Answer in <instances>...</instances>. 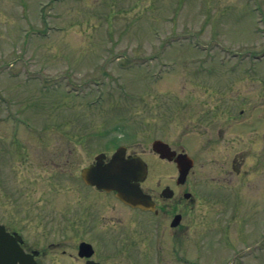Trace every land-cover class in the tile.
<instances>
[{
    "label": "rangeland",
    "instance_id": "rangeland-1",
    "mask_svg": "<svg viewBox=\"0 0 264 264\" xmlns=\"http://www.w3.org/2000/svg\"><path fill=\"white\" fill-rule=\"evenodd\" d=\"M253 132L264 136V0H0V217L29 224L27 207L49 198L42 245L81 239L65 206L114 203L81 183L99 153L141 154L148 187L176 174L151 150L163 139L197 160L185 188L203 207L183 204L178 259L164 247L149 264H264L261 207L208 212L205 188L208 137L220 175Z\"/></svg>",
    "mask_w": 264,
    "mask_h": 264
},
{
    "label": "flooded vegetation",
    "instance_id": "flooded-vegetation-1",
    "mask_svg": "<svg viewBox=\"0 0 264 264\" xmlns=\"http://www.w3.org/2000/svg\"><path fill=\"white\" fill-rule=\"evenodd\" d=\"M250 137L247 147H245V142L240 141L237 145L239 151L236 156L231 161L223 163L221 177L214 167L216 150L213 141L215 140L212 136L208 137V152L211 155L208 183L205 187L208 212H215L219 210L220 206L223 207L221 212L224 210L234 212L231 215L229 213L226 215L233 219L237 210H242L237 213H241V217H244V205H250L257 209L259 206L261 207L260 212L263 211L264 196L260 198L259 193H264V154L259 156L258 152L260 151H257L256 145L262 140L264 146V136L256 137L253 132ZM193 152L199 154L200 150L196 148ZM193 158L195 166L197 160L195 157ZM160 161L166 160L160 159ZM166 162L174 166L176 174L159 178L155 187L147 186L149 175L141 183L143 192L151 197L152 207L148 210L129 206L118 199L116 193L101 191L94 186L87 185L81 179L82 185L96 193L95 195L104 196V199L108 200L113 199L114 203L90 206L89 203L81 205L77 201L73 209H77V214H75L76 212L71 213L69 207L65 206L64 224L68 228L70 225H74L75 229L78 228L75 234L81 236L79 237L81 239L74 244L65 245V242H50L47 245H42L43 242L37 240L40 236L46 238L47 232L54 225L52 213H50L52 211L51 203L47 197L38 198L39 206L27 207L25 211L30 214V218L27 219L29 224L24 223L26 219L20 217L15 222L11 219L3 220L0 217V225L15 240V244L18 243L25 254L24 260L18 261L16 264H52L54 257H57V260L63 264H149L151 261L157 260L159 251H163L164 247L169 258L178 259L181 245L180 235L184 222L183 204L193 203L200 206V210L203 204L195 200L194 194L185 188L186 183L181 184L180 170L177 169L176 163L174 161ZM187 194H191L189 198H187ZM108 205L113 212L119 208L127 210L132 216L135 215L134 217L139 221L137 223H139L140 229L127 231V224H131V220L127 218L125 222L115 218L120 224L114 225V214L104 216L101 213V211L109 210ZM14 206L16 209L21 207L22 210L25 204H15ZM72 214L75 217L73 223L70 220ZM30 232H32L31 239L28 236ZM134 232L136 236L133 234ZM52 252L56 253L52 254ZM13 258L12 255L11 259ZM169 262L172 263L170 259Z\"/></svg>",
    "mask_w": 264,
    "mask_h": 264
},
{
    "label": "water",
    "instance_id": "water-1",
    "mask_svg": "<svg viewBox=\"0 0 264 264\" xmlns=\"http://www.w3.org/2000/svg\"><path fill=\"white\" fill-rule=\"evenodd\" d=\"M152 147L162 158L172 160L176 154L161 140L154 141ZM104 158V154L97 156L95 164L82 170L84 181L100 190L115 191L118 198L133 207L149 206L150 196L144 194L140 187V183L147 176V165L143 160L137 156L125 158L124 148H120L108 163L104 162ZM176 161L182 169L181 182H184L192 166V160L186 154H180ZM24 258L23 250L14 243L4 227L0 226V264L11 262L16 264Z\"/></svg>",
    "mask_w": 264,
    "mask_h": 264
}]
</instances>
